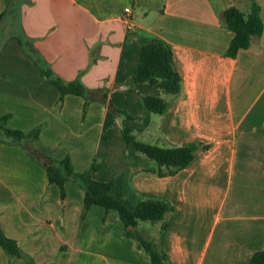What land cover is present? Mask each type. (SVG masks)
<instances>
[{"label": "crops", "instance_id": "0c3cea01", "mask_svg": "<svg viewBox=\"0 0 264 264\" xmlns=\"http://www.w3.org/2000/svg\"><path fill=\"white\" fill-rule=\"evenodd\" d=\"M253 1L262 33L228 56L233 32L220 12L231 5L246 11L251 0H0L5 126L37 127L36 147L54 159L67 156L75 170L93 163L91 177L111 180L110 193L129 209L140 197L168 201L163 228L162 221L137 228L169 264H250L252 253L264 250V0ZM126 6L132 29L122 20ZM148 37L170 45L181 77L180 91L163 95L169 104L162 113L141 100L158 89L124 85ZM44 67L78 78L90 90L87 99L60 98ZM127 122L143 141L206 146L159 176L125 141ZM82 196L78 182L67 179L61 199L40 159L0 133V227L24 253L0 245V264H150L123 235L115 210L92 204L81 217Z\"/></svg>", "mask_w": 264, "mask_h": 264}, {"label": "trees", "instance_id": "16d2710c", "mask_svg": "<svg viewBox=\"0 0 264 264\" xmlns=\"http://www.w3.org/2000/svg\"><path fill=\"white\" fill-rule=\"evenodd\" d=\"M221 22L233 32L225 54L234 56L239 48H246L262 33V20L258 4L251 0L246 11L236 6H228L220 12ZM139 63L134 74L127 76L124 85L130 86L134 82H147L156 89L158 95H142V103L153 113H162L169 104L163 95H176L181 89V77L175 68L170 45L161 38L148 37L138 48ZM43 75L59 90L60 98L65 93L81 95L87 99L90 91L78 78L64 80L56 75L49 67L43 68ZM102 100L105 94L99 96ZM113 112L116 110L107 102ZM123 112V111H122ZM127 115L125 112H123ZM7 114H0V133L12 140L22 141L43 163L47 181L55 183L59 188V196H64V181L72 179L78 182L83 190L82 212L92 205H99L104 209H113L117 212L123 226V235L132 238L136 247L143 251L150 264H169L165 253L151 238L144 236L137 228L139 221H162L160 229L164 226V215L172 210L170 203L164 199L154 197H140L134 208H127L123 202L110 193L112 181H99L91 177L95 169L92 163L84 170H75L67 156L54 159L48 153L36 147L38 128L24 132L5 126ZM121 133L127 143H131L134 150L153 162V166L146 168L159 176L172 174L186 166L192 159L197 148L205 147L204 144L187 143L180 145L157 144L137 139L127 126L121 127ZM0 245L12 255L24 256L16 240L6 236L0 227ZM250 264H264V250L252 253Z\"/></svg>", "mask_w": 264, "mask_h": 264}, {"label": "built area", "instance_id": "2783aa9c", "mask_svg": "<svg viewBox=\"0 0 264 264\" xmlns=\"http://www.w3.org/2000/svg\"><path fill=\"white\" fill-rule=\"evenodd\" d=\"M123 17H122V20L124 22V25L126 27V29H132L133 28V23L130 19V16H129V13H130V7L129 6H126L123 8Z\"/></svg>", "mask_w": 264, "mask_h": 264}, {"label": "rangeland", "instance_id": "374dc122", "mask_svg": "<svg viewBox=\"0 0 264 264\" xmlns=\"http://www.w3.org/2000/svg\"><path fill=\"white\" fill-rule=\"evenodd\" d=\"M125 117H123L122 119H124ZM129 121V120H128ZM128 123V122H127ZM124 126H127V127H129L130 128V125H129V123H128V125H123L122 127H124ZM131 129V128H130Z\"/></svg>", "mask_w": 264, "mask_h": 264}]
</instances>
